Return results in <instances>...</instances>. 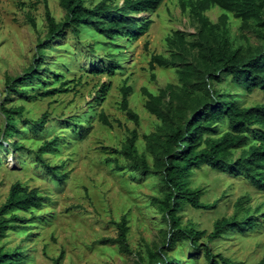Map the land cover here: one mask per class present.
Segmentation results:
<instances>
[{"label":"rangeland","instance_id":"1","mask_svg":"<svg viewBox=\"0 0 264 264\" xmlns=\"http://www.w3.org/2000/svg\"><path fill=\"white\" fill-rule=\"evenodd\" d=\"M99 1L88 0L87 5ZM188 1L162 0L153 12L132 15L137 22L148 21L147 30L132 40L116 37L114 45L108 41L110 45H104L103 38L91 28H85L79 36L66 30L61 39L44 50L39 72L46 83L26 84L23 94H9L6 81H13L34 63L37 44L46 38V10L56 22H62L66 13L59 0H0V107H24L21 116L15 117L18 131L5 139V121L0 112V146H4L0 147V205L15 183L36 188L48 198L40 210L15 212L24 221L17 229L5 230L0 247L20 252L27 264H54L61 252L62 264H152L148 253L160 250L180 264H207L205 247L213 254L244 264H256L263 258L264 193L242 176L216 173L206 166L192 171L190 186L202 189V202L214 208L205 211L184 206L179 212L183 225L209 234L216 220L234 214L240 198L248 199L250 216L257 223L243 232L229 231L213 243L204 237L198 241L200 251L185 241L166 249L167 224L151 205V199L162 196L164 191L161 175L154 170V153L160 154V142L195 109L183 106L180 111L179 103L166 96L162 109L167 121L162 123L146 111L142 89L158 95L168 85L178 86L175 68H157L151 78L148 64L152 55L168 58L175 52L167 43L173 33L181 32L187 42L196 40L199 25L189 13ZM113 4L120 7L122 1ZM183 6L186 10H182ZM222 14L216 7L205 13L213 24ZM223 27L236 45L244 44L240 36H245L251 45L259 43L252 30H242L241 21L231 15ZM110 53L119 69L112 74H92L95 68L109 64ZM185 60L195 64L196 50L187 53ZM229 80L213 81L211 87L236 96L244 107L264 103L260 90L248 94ZM62 83L66 93L30 98ZM123 86L131 89L128 103L138 116L137 126L120 108ZM100 111L108 117L109 127L99 121ZM43 115L48 121L43 129L27 127V122H36ZM132 130L138 134V153L146 157L152 169L149 175L115 167L116 163L123 167L128 164L121 150ZM145 135L151 139H144ZM53 138H57L56 149L43 157L51 166H58L60 174H68L62 184L45 172L34 153L42 142ZM13 142L22 149L16 150ZM113 149L117 153H110ZM122 218L128 227V253L105 241L117 237V223Z\"/></svg>","mask_w":264,"mask_h":264},{"label":"trees","instance_id":"2","mask_svg":"<svg viewBox=\"0 0 264 264\" xmlns=\"http://www.w3.org/2000/svg\"><path fill=\"white\" fill-rule=\"evenodd\" d=\"M113 1H122V5L119 7L113 4ZM87 2L88 0H59L66 13L62 22H56L49 10H46V38L37 44L34 63L13 81H6L7 93L23 94L22 87L26 84L31 86L35 83H46L39 72L44 63V50L49 48L50 43L61 39L66 30H71L75 36H79L85 28H91L103 38V44L106 46L110 45L108 43L114 45L115 38L120 36L127 40L136 39L139 33L147 30L149 22H137L132 15L153 12L162 0H101L95 5H87ZM186 5L190 15L199 25L196 40L187 42L185 35L177 31L167 40L175 52L168 58L152 55L148 64L151 78H154L153 72L157 68H175L178 86L168 85L167 89L160 91L158 95H153L144 88L142 94L146 98V111L162 123L167 121V115L162 109L166 96L170 101L179 103L180 111L183 106L195 109L189 118L184 117L182 124L177 126L164 142H160V154H157V151L154 153V170L161 175L164 191L162 196L151 199V205L157 208L167 224L166 249L185 241L195 251H200L198 241L204 237L209 243H213L229 231L243 232L244 229L255 228L257 225L250 216L248 199L244 198L237 200L236 211L231 217H223L214 222L209 234L190 225H183L179 212L186 205L195 210L208 211L214 208V205L202 202V189L190 186L192 171L202 166L216 173L228 172L234 177L242 176L264 193V103L244 107L236 96L211 87L213 81L219 83L221 78H229L231 84L243 88L248 94L255 90L264 93V0H189ZM215 7L223 12L217 24H213L205 15ZM182 10H186V6H183ZM228 15L241 21L242 30L250 28L259 43L251 45L245 36L239 37L244 44L236 45L231 41L223 27ZM192 50H196L195 64L185 60V55ZM107 58L109 64L95 68L92 74H112L119 69L113 60L114 54H108ZM63 87L64 83L30 98L66 93L68 90ZM130 92L129 87L121 88L120 108L127 119L137 126L138 116L129 108ZM23 111V106L0 107L5 121L2 132L4 139L12 137L18 131V119L15 117H20ZM98 119L104 126L111 125L104 111L99 112ZM47 122L46 115H43L36 122H27V127L41 130ZM221 126L225 129L221 130ZM143 137L151 139V136ZM137 140L136 130L130 131L121 150V155L128 164L123 167L115 162V167L119 171L129 169L146 176L152 173V169L146 157L138 153ZM14 143L16 150L22 149ZM56 144L57 138L45 140L34 153L37 163L45 172L57 183L62 184L68 174H60L58 166H51L43 157V154L53 152ZM0 147H4L3 144ZM109 151L117 153L114 149ZM47 201L48 198L39 194L38 189L24 187L20 183L13 184L5 203L0 205V238L4 236L6 229H17V225L24 221L15 212L29 213L40 210ZM6 215L10 216L6 218ZM117 229V237L105 241L118 245L121 252L128 253V227L125 218L117 223ZM163 251L149 252L150 262L180 264L179 261L167 257ZM203 257L207 264H244L224 258L220 254H213L207 247L203 249ZM63 258L64 254L61 252L54 259V264H62ZM0 264H27V261L20 252L0 247ZM256 264H264V256Z\"/></svg>","mask_w":264,"mask_h":264}]
</instances>
